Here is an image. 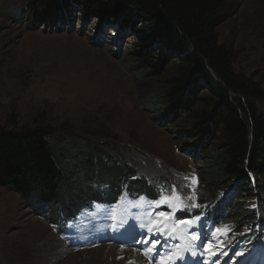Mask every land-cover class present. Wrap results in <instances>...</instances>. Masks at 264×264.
<instances>
[{"label":"rangeland","instance_id":"rangeland-1","mask_svg":"<svg viewBox=\"0 0 264 264\" xmlns=\"http://www.w3.org/2000/svg\"><path fill=\"white\" fill-rule=\"evenodd\" d=\"M228 2L232 12L218 28L220 42L232 47L235 71L264 93V0ZM68 4L59 18L44 20L30 17L25 0H0V129L38 127L51 133L60 144L74 210L81 212L60 232L48 219L59 221L57 205L39 210L0 187V264H121L124 256L127 264L128 250L141 252L150 264H194L197 250L211 264H264L263 230L252 234L254 226L247 225L238 232L237 225L206 217L204 206L214 209V196H231V189H216L218 177L210 178L219 142L196 138L182 130L184 122L162 114L157 78L145 74L138 61L136 34L114 35L113 27ZM103 155L108 160L102 158V173L115 176L116 188L92 174ZM125 173L149 174L156 201L144 193L147 203L124 197L115 206L89 211L98 193L109 191L115 201L126 192ZM129 192L140 194L138 188ZM245 201L250 200L236 197L233 207ZM183 211L199 212L182 221L190 226L174 218ZM160 229L168 235H154Z\"/></svg>","mask_w":264,"mask_h":264},{"label":"trees","instance_id":"trees-1","mask_svg":"<svg viewBox=\"0 0 264 264\" xmlns=\"http://www.w3.org/2000/svg\"><path fill=\"white\" fill-rule=\"evenodd\" d=\"M25 2L33 18H59L61 10L67 11L70 3L102 26L113 27L114 35L127 31L136 34L138 61L146 66L145 74L157 78V103L164 109L162 114L168 113L184 122L182 130H188L192 136L209 137L221 145L210 178L218 177L216 189L220 188V192L231 189V196L225 198L219 193L214 196L211 215L216 221L237 225L238 232L247 225L253 227L257 220L264 223V112L261 111L264 93L245 74L235 71L232 47L220 42L218 28L232 12L228 0ZM152 46L156 51L150 50ZM58 144L46 129H0V187L11 189L24 203L39 210L46 206L51 210L57 205L59 221L52 214L48 219L51 225L64 231L65 225L76 217L77 205L65 182ZM103 156L97 158L92 174L116 188L117 179L111 181L115 176L108 178V174L102 173L105 166L102 158L108 160ZM119 164L120 161L116 164L110 161L109 165ZM150 177L141 173L137 179L125 173V188H138L141 195L149 194L154 183ZM103 193H98L93 201L114 203L109 191ZM236 197L250 201L233 207ZM257 200L262 201L261 208L249 210V203L252 201L256 206Z\"/></svg>","mask_w":264,"mask_h":264},{"label":"bare ground","instance_id":"bare-ground-1","mask_svg":"<svg viewBox=\"0 0 264 264\" xmlns=\"http://www.w3.org/2000/svg\"><path fill=\"white\" fill-rule=\"evenodd\" d=\"M127 254L129 255L128 258V263L127 264H150L149 262H147L143 255L141 254V252L139 251H126ZM123 252H121L122 254ZM214 253V252H213ZM216 253V252H215ZM242 259V258H241ZM126 256L124 257H119V262L121 264H126ZM194 264H211L210 261H203L202 259H198Z\"/></svg>","mask_w":264,"mask_h":264},{"label":"snow or ice","instance_id":"snow-or-ice-1","mask_svg":"<svg viewBox=\"0 0 264 264\" xmlns=\"http://www.w3.org/2000/svg\"><path fill=\"white\" fill-rule=\"evenodd\" d=\"M157 206H159V204ZM164 215H165L164 213H160V216H164ZM182 223L188 224L190 226V222H182ZM149 231L151 232V231H153V229L150 228ZM173 231H174V229H173ZM218 231H220V230H218ZM224 231H227V228H225ZM156 234L166 236V235H168V232L164 229H160L158 232H154V235H156ZM196 239H197V237H193V240H196ZM154 248H155V243H153V248L149 249L148 251L149 252L153 251ZM147 254L148 253L146 252L145 255H147ZM176 258L182 259L183 257H176Z\"/></svg>","mask_w":264,"mask_h":264}]
</instances>
